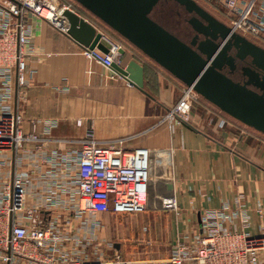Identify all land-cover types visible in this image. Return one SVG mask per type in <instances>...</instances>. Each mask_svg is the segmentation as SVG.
Wrapping results in <instances>:
<instances>
[{"label":"crops","instance_id":"obj_1","mask_svg":"<svg viewBox=\"0 0 264 264\" xmlns=\"http://www.w3.org/2000/svg\"><path fill=\"white\" fill-rule=\"evenodd\" d=\"M164 3L168 2L156 7L153 18L189 41L193 32L187 21L190 16L176 31L156 17L157 11L165 12ZM67 4L122 46L121 66L126 67L131 60L144 66L145 91L112 67L85 56L77 42L48 22L31 16L30 83L18 98L25 117L24 131L35 128L42 133L53 121L51 134L56 137L79 140L93 132L104 143L124 140L127 148L152 151L155 172L158 155L164 152L171 160L173 174V206L155 202L140 213L102 214L105 222L98 242L102 246L109 241L112 248L101 258L108 264L117 256L124 260L167 259L178 240L187 242L202 229L205 210L222 205L232 210L244 205L250 229L258 233L264 221L260 213V207L264 209V133L203 96L206 113L193 110L186 123L165 120L181 98L185 83L87 9L81 10L79 3L76 7ZM66 147L79 144L67 143ZM230 226L242 230V218ZM134 240L146 243L148 251L134 256L127 253ZM258 262L264 264V251Z\"/></svg>","mask_w":264,"mask_h":264},{"label":"built area","instance_id":"obj_2","mask_svg":"<svg viewBox=\"0 0 264 264\" xmlns=\"http://www.w3.org/2000/svg\"><path fill=\"white\" fill-rule=\"evenodd\" d=\"M225 3L234 31L264 40V0ZM67 8L74 10L60 0H0V264H108L87 252V226L100 228L104 213H140L150 207L155 165L149 148L130 149L124 140L104 143L93 132L79 140L56 137L51 134L53 121L42 133L35 128L24 131L18 98L30 83V17L66 34ZM106 40L108 53L88 47H81V52L107 68L114 62L121 65L122 46ZM198 95L186 86L165 120L189 122ZM72 142L79 147H66ZM237 218L243 222L240 231L230 226ZM201 222L202 229L187 242L178 240L167 259L117 256L112 264L259 263L264 221L253 233L244 205L207 209ZM93 240L98 242L97 236Z\"/></svg>","mask_w":264,"mask_h":264},{"label":"water","instance_id":"obj_3","mask_svg":"<svg viewBox=\"0 0 264 264\" xmlns=\"http://www.w3.org/2000/svg\"><path fill=\"white\" fill-rule=\"evenodd\" d=\"M153 58L186 86L192 87L223 111L264 133V47L234 31L196 0H75ZM182 7L194 31L185 41L153 18L161 2ZM67 36L81 47L108 53L107 36L85 17L67 8ZM121 54L125 51L122 49ZM250 59L258 70L244 82L226 72L237 61ZM112 68L131 84L144 89V66L131 60L126 67L116 62ZM262 73V75L260 74ZM185 122V121H184ZM186 123V122H185ZM156 204H175L171 160L164 153L156 163Z\"/></svg>","mask_w":264,"mask_h":264},{"label":"rangeland","instance_id":"obj_4","mask_svg":"<svg viewBox=\"0 0 264 264\" xmlns=\"http://www.w3.org/2000/svg\"><path fill=\"white\" fill-rule=\"evenodd\" d=\"M62 2H68L72 3L74 7L78 3H76L74 0H60ZM199 4H201L203 7H205L208 11H210L212 14H214L216 17H218L220 20L224 22H231V17L229 16V9L226 6L225 0H196ZM163 7L165 9V12L161 13V11H157V18L160 19L166 26L175 29L176 31L178 30L179 27L185 26V20L190 16L185 12V10L180 7L179 5L175 3H164ZM231 24V23H230ZM253 40V39H252ZM256 43L262 45L264 47V43L259 42L254 40ZM204 106H206V103L201 98V95H198L197 99L194 100L193 102V110L194 111H199V112H204L206 113V110L204 109ZM192 110V111H193ZM215 117V115H213ZM216 118V117H215ZM156 172H154V178L152 180V193L149 198V203L154 205L156 202V193H157V180H156ZM102 216V215H101ZM100 218L102 226L100 228H96L94 225L87 226L86 232H85V239L90 241V245L87 248V252L91 254L92 258H97L99 256H103L105 254H109V250L112 248L111 246H108L107 243L105 242L104 245H100L99 242H96L95 236H97L103 231V224L105 220ZM89 222L95 221V218H88ZM146 243L143 242H138L136 240L131 241V245L129 243V247L127 248L126 251L130 255L134 256L137 253H144L147 250V246L145 245ZM96 245H99L97 247ZM96 248V249H95Z\"/></svg>","mask_w":264,"mask_h":264},{"label":"flooded vegetation","instance_id":"obj_5","mask_svg":"<svg viewBox=\"0 0 264 264\" xmlns=\"http://www.w3.org/2000/svg\"><path fill=\"white\" fill-rule=\"evenodd\" d=\"M193 35L194 31L190 34L189 40L193 38ZM255 70L258 72V70L251 63V60L246 59L243 61H237L235 68H227L226 72L230 74V76L233 77L235 80L244 82L246 80H249L250 76L252 77ZM260 74L262 75V73Z\"/></svg>","mask_w":264,"mask_h":264},{"label":"trees","instance_id":"obj_6","mask_svg":"<svg viewBox=\"0 0 264 264\" xmlns=\"http://www.w3.org/2000/svg\"><path fill=\"white\" fill-rule=\"evenodd\" d=\"M80 9H81V10H85L83 7H80ZM253 40H256V41H259V42H262V43H264V40L255 39V38H253Z\"/></svg>","mask_w":264,"mask_h":264}]
</instances>
